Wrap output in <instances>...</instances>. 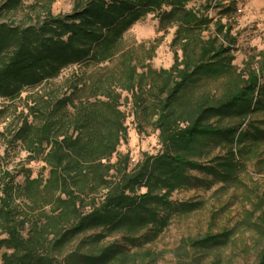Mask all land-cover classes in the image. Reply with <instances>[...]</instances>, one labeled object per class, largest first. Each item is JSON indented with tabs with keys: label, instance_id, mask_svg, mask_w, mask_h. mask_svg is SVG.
<instances>
[{
	"label": "trees",
	"instance_id": "16d2710c",
	"mask_svg": "<svg viewBox=\"0 0 264 264\" xmlns=\"http://www.w3.org/2000/svg\"><path fill=\"white\" fill-rule=\"evenodd\" d=\"M22 1L0 2V98L15 102L23 92L43 88L69 68L81 65L82 70H74L56 94L40 88L26 96L32 99L15 137L29 160L44 162L48 175L28 174L18 184L11 170L4 171L1 264L124 261L130 251L125 244L142 247L143 236L146 242L154 240L173 214L193 207L171 198L175 191L190 188L191 179L193 187L203 182L192 177L190 169L225 183L237 175L238 158L259 154L264 120L255 116L264 113V49L240 68L235 63L234 26L206 13L209 2L197 7L194 2L201 0H75L69 14L48 10L20 24L4 20H15L26 5ZM221 11L236 14L237 8L230 3ZM149 14L158 18L159 30L175 29L170 68L157 70L124 46L126 32ZM119 60L118 77L111 72L109 85L102 86L104 73L91 68L110 70ZM210 78L222 79L224 91L192 102L187 92ZM144 86L156 89L147 99L164 147L136 160L129 151L118 150L127 139L118 89L132 93L143 106ZM217 147L224 150L215 156L217 164L200 161ZM18 198L24 201L22 207L15 204ZM221 235L207 234L194 245L208 248L221 243ZM257 264H264V248Z\"/></svg>",
	"mask_w": 264,
	"mask_h": 264
},
{
	"label": "rangeland",
	"instance_id": "374dc122",
	"mask_svg": "<svg viewBox=\"0 0 264 264\" xmlns=\"http://www.w3.org/2000/svg\"><path fill=\"white\" fill-rule=\"evenodd\" d=\"M22 2L26 5L20 9L15 20L13 18L4 20L20 24L31 15L34 19L40 14L44 16L48 10L53 15L69 14L73 10L75 0ZM207 2L211 7L206 13L213 19L222 17L224 22L233 24V32L237 36L235 63L242 68L250 56L264 49V0H201L194 4L199 7ZM230 3L236 6V14L234 11L223 14L221 10ZM28 5H33V8H26ZM208 33L209 31H204L205 35ZM174 37V28L167 31L159 30L158 18L154 14H149L126 32L124 46L136 52L141 59H145L142 62L159 70L170 68L174 63L172 45ZM151 54L153 56L148 59ZM142 62L140 71L145 69ZM119 64L120 60L114 62L110 70L92 67L91 71L103 72L100 84L108 86L112 78L111 72H117L115 76L118 77L117 70L121 68ZM106 65L107 63L103 66ZM74 70L81 71V65L65 70L59 78L43 86L44 92L56 94L57 88L64 85L65 79ZM40 88L41 86L28 89L15 102L0 98V110H4L0 112V181L5 170L14 173V182L18 184H23L28 174L32 177L39 174L46 177L48 175V170L43 168V161L28 159L27 151L14 133L24 116L23 110L24 114H27L26 104L32 99L26 96ZM144 88H147L144 92L147 101L142 102L143 106L137 105L139 100H135L132 93L118 89L122 94L120 109L124 113L127 128V139L120 144L118 150L125 154L129 151L136 160H142L147 155H156L164 147L156 126L157 115L153 114L152 101L147 99L153 97L152 92L156 89L154 87L148 89V86ZM63 89L65 90V87ZM213 91L218 94L224 91L222 79H204L195 83L187 93L192 95V102H197L208 98L206 95ZM87 94L88 91L82 98ZM6 105L9 107L4 108ZM255 118L264 120V113ZM3 132H7L8 136L2 135ZM258 152L259 154L248 153L243 158H238L241 166L237 175L225 183L200 170L190 169L189 174L203 179V182H197L193 187L195 180L191 179L190 188L175 191L171 198L177 203L187 202L193 207L191 209L185 207L173 214L165 229L154 240L146 242L142 233V247L133 248L130 244H125L130 250L129 257L116 264H257L259 254L264 248V145ZM220 153L223 154L224 150L217 147L199 159L204 164H217L215 156ZM115 159L116 156L113 157V160ZM15 204L22 207L24 201L18 198ZM207 234H222L221 243L210 245L208 248L196 247L194 245L196 240L204 238ZM115 238L116 236L109 237L108 242H113ZM117 242L123 244L122 240Z\"/></svg>",
	"mask_w": 264,
	"mask_h": 264
},
{
	"label": "crops",
	"instance_id": "0c3cea01",
	"mask_svg": "<svg viewBox=\"0 0 264 264\" xmlns=\"http://www.w3.org/2000/svg\"><path fill=\"white\" fill-rule=\"evenodd\" d=\"M2 255H3V250H0V264L2 262Z\"/></svg>",
	"mask_w": 264,
	"mask_h": 264
}]
</instances>
